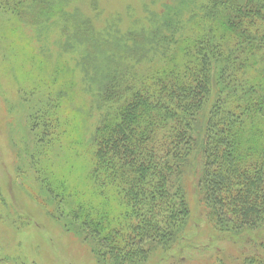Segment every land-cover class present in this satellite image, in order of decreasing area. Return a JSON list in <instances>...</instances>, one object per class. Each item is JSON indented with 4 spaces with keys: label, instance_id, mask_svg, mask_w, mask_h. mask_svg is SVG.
<instances>
[{
    "label": "trees",
    "instance_id": "trees-1",
    "mask_svg": "<svg viewBox=\"0 0 264 264\" xmlns=\"http://www.w3.org/2000/svg\"><path fill=\"white\" fill-rule=\"evenodd\" d=\"M191 4L187 25L149 39L140 33L147 44L158 43L155 52L165 59L141 74L142 59L124 69L112 64L101 77V106L108 111L92 135L89 178L97 202L74 201L79 205L70 214L99 231L103 264H145L155 251L169 253L180 243L193 216L190 172L212 230L232 240L264 229V0ZM3 6L26 21L24 9ZM89 21L79 30L92 40ZM136 33L127 30L124 38ZM100 38L111 59L127 51L119 49L118 35L115 43ZM144 51L139 54L149 56ZM212 92L198 148L193 127ZM69 194L63 189V199L73 200ZM259 242L260 251L238 264H264V239Z\"/></svg>",
    "mask_w": 264,
    "mask_h": 264
},
{
    "label": "rangeland",
    "instance_id": "rangeland-1",
    "mask_svg": "<svg viewBox=\"0 0 264 264\" xmlns=\"http://www.w3.org/2000/svg\"><path fill=\"white\" fill-rule=\"evenodd\" d=\"M3 4L24 9L26 21ZM192 7L191 0H0V264H103L99 231L70 214L75 202H97L90 199L89 178L92 135L108 111L101 106V77L112 64L124 69L142 59L141 74L153 60L165 59L155 52L158 43L147 44L140 33L149 39L174 24L187 25ZM86 20L93 41L79 30ZM127 30L139 33L125 39ZM101 35L109 43L118 35L119 49L127 51L111 59ZM144 50L149 56L139 54ZM214 96L193 127L198 148ZM193 175L187 174L193 216L184 237L145 264H238L260 251L264 229L232 240L211 229ZM63 189L73 200L63 199Z\"/></svg>",
    "mask_w": 264,
    "mask_h": 264
}]
</instances>
